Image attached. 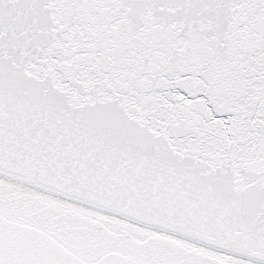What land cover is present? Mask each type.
Returning <instances> with one entry per match:
<instances>
[{
  "label": "snow or ice",
  "instance_id": "obj_1",
  "mask_svg": "<svg viewBox=\"0 0 264 264\" xmlns=\"http://www.w3.org/2000/svg\"><path fill=\"white\" fill-rule=\"evenodd\" d=\"M0 264H264V0H0Z\"/></svg>",
  "mask_w": 264,
  "mask_h": 264
}]
</instances>
